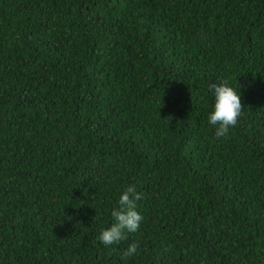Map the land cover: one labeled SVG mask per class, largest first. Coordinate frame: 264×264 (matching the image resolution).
Wrapping results in <instances>:
<instances>
[{"label": "trees", "instance_id": "16d2710c", "mask_svg": "<svg viewBox=\"0 0 264 264\" xmlns=\"http://www.w3.org/2000/svg\"><path fill=\"white\" fill-rule=\"evenodd\" d=\"M0 264H264V0H0Z\"/></svg>", "mask_w": 264, "mask_h": 264}, {"label": "clouds", "instance_id": "9594fccd", "mask_svg": "<svg viewBox=\"0 0 264 264\" xmlns=\"http://www.w3.org/2000/svg\"><path fill=\"white\" fill-rule=\"evenodd\" d=\"M214 97L212 109L207 116L208 123L213 127L217 139L226 137L229 129L237 125L244 106L237 87L233 88L228 81L209 85ZM144 199V194L137 192L134 185H129L119 196V207L111 211L113 223L102 229L98 240L105 246L119 244L128 238V234L139 231L143 216L136 210L137 202ZM137 242L129 243L123 253V259L137 254Z\"/></svg>", "mask_w": 264, "mask_h": 264}]
</instances>
